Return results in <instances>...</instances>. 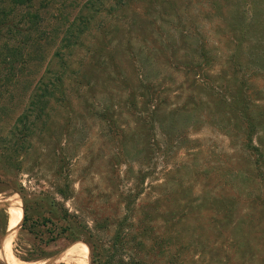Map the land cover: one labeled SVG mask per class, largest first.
I'll return each instance as SVG.
<instances>
[{
	"label": "rangeland",
	"instance_id": "obj_1",
	"mask_svg": "<svg viewBox=\"0 0 264 264\" xmlns=\"http://www.w3.org/2000/svg\"><path fill=\"white\" fill-rule=\"evenodd\" d=\"M199 1L166 2L174 3L173 9L186 22L193 21L203 37L212 34L210 46L218 49L216 6ZM88 4L49 0L42 6L49 41L36 55L34 62L40 60V65H16L19 76L11 75V82L0 88V211L6 214L0 215V264H11V259L16 264H264V222L250 224L245 218L242 232H235L240 217L255 214L251 203L242 199L229 216L219 203L206 200L233 196L225 180L246 196L248 190H263L258 185L263 177L252 170V158L238 142L207 122L220 109L204 106V86L165 73L162 85L169 93L162 95L164 105L157 114L155 101L133 89L142 78L157 76L153 64L188 62L186 42L180 38L185 25L172 30L168 23L175 24L174 18L162 24L165 41L174 50L169 56L159 53L153 62L143 61L142 43L132 41L140 76L128 60L129 23L135 13L144 18L148 11L151 21L159 20L157 11L136 0L111 19L105 13H111V0H104L105 8L92 12L84 47L59 52L61 32L87 14ZM142 34L145 28L134 36L149 38L150 48H161L158 38ZM186 39L190 47L199 40ZM59 75L63 99L59 102L58 87L55 97L44 99L50 98L45 112L28 110L32 96L50 88ZM172 111L177 113L168 128L159 129L156 120ZM25 127L32 129L30 145L14 153ZM5 202L10 209L1 207ZM75 246L85 250L84 258H63Z\"/></svg>",
	"mask_w": 264,
	"mask_h": 264
},
{
	"label": "trees",
	"instance_id": "obj_2",
	"mask_svg": "<svg viewBox=\"0 0 264 264\" xmlns=\"http://www.w3.org/2000/svg\"><path fill=\"white\" fill-rule=\"evenodd\" d=\"M49 0H0V88L6 82H11L12 77L19 76L14 73L15 66L19 65L22 68H29L39 51L42 50L44 43H48L49 38L45 37L43 31L44 17L40 12V8L48 3ZM145 2L149 7H153L156 13L159 14L160 19L151 21L149 11L146 12L144 18L134 14L131 23H129L131 42L128 47V60L135 66V72L141 69L140 59L135 55L136 44L132 41H139L141 46L140 53L146 51V57L143 61L153 62L159 53L169 56L174 47L165 41L164 27L162 24H167V19L174 18L175 24L168 23L172 30H177L178 27L185 25L181 30L180 38L186 42L184 53L187 54V63L162 65L153 64L158 72L155 78H145L140 81L135 91H141V97L154 100L153 111L157 114L164 105L162 95L168 94L163 82L165 73H173L182 75L185 82L191 81L193 85L198 87L204 86L206 97L208 101L204 106L219 107L220 112L215 119L207 121L209 124L217 127L223 131L224 135L230 139L231 142H238L236 145L246 151L250 158H252V170L258 173L259 177H263L258 185L263 186V190H248L247 196L239 192L236 187L232 185L229 180H225L224 184L233 192V196L221 194L218 198L206 199L211 204L219 203L229 216H233L230 212L236 209L237 203L245 199L246 203H251V211H255L254 215L242 216L239 227L235 229L236 234L242 232L246 220L250 224L256 223L258 220L264 221V0H201L213 2L216 8L213 7L215 16L218 20V49L210 46L209 39H214L213 35L208 33V36L203 37L197 31L193 21L186 22L182 17V13L173 9V4L167 3V0H139ZM104 0H89L87 14L85 16H78L69 22L67 28L61 32L59 36V52L64 50H71L72 48H82V38L88 33L89 26L94 20L92 12H101L104 7ZM136 0H111L110 10H104L107 16L111 19H116L114 13L117 10H122L123 7L132 5ZM191 3V2H190ZM40 5V6H39ZM190 6V4H189ZM159 7V11L157 8ZM173 10V11H172ZM103 11V12H104ZM123 11V10H122ZM126 11H124L125 13ZM110 13V14H109ZM203 15L202 12L197 13ZM124 15V14H123ZM120 18H124L125 16ZM166 19V20H164ZM177 23V25H176ZM134 28V29H133ZM145 28L146 37L155 36L160 42L161 48H150L151 40L141 36L136 38L137 31ZM152 28V32L149 30ZM137 29V31L135 30ZM155 29V30H153ZM121 32L122 28H118L116 32ZM115 32V33H116ZM117 32V33H118ZM105 33L106 50L109 51L111 41L109 42V31ZM116 33V34H117ZM117 36V35H116ZM117 36L115 39H119ZM144 37V38H143ZM197 37L199 40L192 43L186 38L192 39ZM160 38V39H159ZM165 41V44L163 43ZM167 40V39H166ZM128 41V40H127ZM126 42H122L123 46ZM43 44V46H42ZM105 47V46H104ZM143 48V49H142ZM87 49V48H85ZM100 52V51H99ZM101 53V52H100ZM57 56L61 55L58 52ZM99 57V55H98ZM127 58V54L125 55ZM186 58V57H185ZM42 59V57H41ZM121 64H124L123 61ZM71 74V73H70ZM72 75V74H71ZM137 75V74H136ZM139 75V74H138ZM141 76V73H140ZM143 77V76H142ZM17 80H15L16 82ZM20 80H18L19 82ZM55 81V80H54ZM17 82V83H18ZM63 78H59L55 82H51L50 88L43 89V93L34 94L31 98L28 110H35L38 112H45L49 105L50 98L55 97L54 92L59 87V102L63 99L64 87ZM52 88V89H51ZM51 89V90H50ZM191 89V88H190ZM134 90L129 91L132 93ZM150 91H152L150 93ZM1 93V92H0ZM46 95H45V94ZM260 95L259 99L252 98ZM2 94H0V97ZM46 97V100H44ZM34 98V99H33ZM210 99L217 100V103ZM263 103V105L260 104ZM56 103V100H55ZM148 103V102H147ZM146 103V105H147ZM186 108L183 110L185 111ZM191 111H188L190 113ZM194 112V111H193ZM192 112V113H193ZM176 111L170 112L171 116H164L156 120L159 129L166 130L169 126V119ZM210 113V114H209ZM207 114L211 117L212 112ZM24 114L23 116H25ZM223 116L222 118H218ZM22 122V119L20 120ZM19 122V124H20ZM22 134L21 144L19 143L14 153H19L25 150L26 144L30 145L29 138L32 133L30 127H25ZM246 192V191H245ZM236 193V194H235ZM244 202V201H243ZM221 211V210H220ZM5 212L0 211V215ZM23 222L27 219L25 210ZM258 213L263 215L262 218L257 219ZM247 218V219H245ZM240 221V220H239Z\"/></svg>",
	"mask_w": 264,
	"mask_h": 264
},
{
	"label": "bare ground",
	"instance_id": "obj_3",
	"mask_svg": "<svg viewBox=\"0 0 264 264\" xmlns=\"http://www.w3.org/2000/svg\"><path fill=\"white\" fill-rule=\"evenodd\" d=\"M84 253H85V250L82 247L75 246V247L70 248L68 250V252L66 253V255L63 256V258H65V259L70 258V259L78 262L81 258H84ZM81 262H82V260H81ZM10 263L16 264V262L13 259L10 260Z\"/></svg>",
	"mask_w": 264,
	"mask_h": 264
},
{
	"label": "water",
	"instance_id": "obj_4",
	"mask_svg": "<svg viewBox=\"0 0 264 264\" xmlns=\"http://www.w3.org/2000/svg\"><path fill=\"white\" fill-rule=\"evenodd\" d=\"M1 207H3V208H9V206H8V204L5 202V203H1ZM10 209V208H9ZM23 219H24V214H23ZM22 222H23V220H22ZM22 222L20 223V225L22 224ZM20 225L16 228V230L18 229V228H20ZM10 234V233H9ZM8 234V235H9ZM8 237V236H7ZM7 237L4 239V241H3V246L5 245V242H6V239H7Z\"/></svg>",
	"mask_w": 264,
	"mask_h": 264
}]
</instances>
